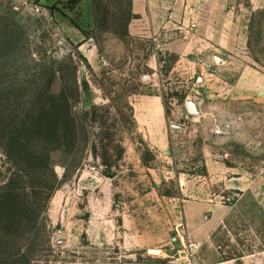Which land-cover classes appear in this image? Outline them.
<instances>
[{
	"label": "rangeland",
	"instance_id": "1",
	"mask_svg": "<svg viewBox=\"0 0 264 264\" xmlns=\"http://www.w3.org/2000/svg\"><path fill=\"white\" fill-rule=\"evenodd\" d=\"M135 19L132 0H0V108L69 92L75 63L74 109L110 104L126 148L87 150L0 264H264V0H175L151 36ZM10 166L0 149V182Z\"/></svg>",
	"mask_w": 264,
	"mask_h": 264
},
{
	"label": "trees",
	"instance_id": "2",
	"mask_svg": "<svg viewBox=\"0 0 264 264\" xmlns=\"http://www.w3.org/2000/svg\"><path fill=\"white\" fill-rule=\"evenodd\" d=\"M77 68L74 63L69 92L35 90L26 93L23 106L0 108V149L11 163L5 180L0 182V249L21 237L35 236L43 229L49 197L83 165L87 150L109 165L108 150L100 152L104 146L102 139L108 136L115 143L117 156L122 158L125 153L116 130L109 132L110 125L98 113L100 109H109L110 104L74 109L79 103ZM131 110L133 112V107ZM88 121L93 126L88 125ZM117 124L115 120V129ZM58 151L65 155L62 177L57 174L52 157ZM25 178L32 188L27 191L19 185ZM38 185L43 187L38 190ZM32 241L26 248L18 249L11 257L13 262L29 261L28 247L34 245ZM7 256L0 252V259Z\"/></svg>",
	"mask_w": 264,
	"mask_h": 264
},
{
	"label": "crops",
	"instance_id": "3",
	"mask_svg": "<svg viewBox=\"0 0 264 264\" xmlns=\"http://www.w3.org/2000/svg\"><path fill=\"white\" fill-rule=\"evenodd\" d=\"M175 0H132V9L138 15L133 25L143 36L156 34L163 27V19Z\"/></svg>",
	"mask_w": 264,
	"mask_h": 264
},
{
	"label": "built area",
	"instance_id": "4",
	"mask_svg": "<svg viewBox=\"0 0 264 264\" xmlns=\"http://www.w3.org/2000/svg\"><path fill=\"white\" fill-rule=\"evenodd\" d=\"M191 246L194 247V246H196V244L195 243H192Z\"/></svg>",
	"mask_w": 264,
	"mask_h": 264
}]
</instances>
